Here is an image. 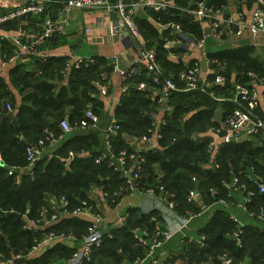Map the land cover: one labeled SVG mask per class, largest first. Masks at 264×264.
Returning a JSON list of instances; mask_svg holds the SVG:
<instances>
[{"label":"trees","instance_id":"obj_1","mask_svg":"<svg viewBox=\"0 0 264 264\" xmlns=\"http://www.w3.org/2000/svg\"><path fill=\"white\" fill-rule=\"evenodd\" d=\"M172 1L174 5H171L166 11H149L150 21L135 16V22L144 40L158 38L159 33L155 23L179 24L184 32L196 39L200 40L203 37L204 31L199 20L190 12L196 8L198 0ZM208 4L211 5L209 2ZM214 6L219 8L221 3L218 2ZM165 52L166 50L162 46L160 53L156 55L158 62L164 67V77L169 78L170 72L178 76L184 68L183 64L166 58ZM252 54V49L247 47L209 54L208 57L213 61L211 68L215 71L210 75V80L213 82L210 90L214 91L216 95L225 94L226 99L215 100L207 94L194 90L174 91L169 100L172 115L165 117V124L163 123L160 127L159 146L148 151H135L126 142L124 134L133 135L138 139L145 135L150 136L149 130L154 127L155 123L153 115L156 111L153 109L161 104L158 99H151V92L148 89L145 91L137 88L130 89L124 96L118 108V118L120 119L118 123L121 125V129L117 136L112 137L111 142L116 153L127 150L129 153L137 152L144 158L142 177L137 184L138 189L145 191L152 188L156 193L173 195L170 196V199L175 202V210L180 213L190 210L200 211L196 201L192 202L188 199L190 191L196 189V183H199L202 188L209 189L211 201L216 200V196H213L210 191L215 188L213 186L220 190L217 197H226L227 188H225L224 182L230 181L228 180L230 176L227 165L229 161L235 163L237 155L243 150H234L231 144L226 142L227 148L216 156V163H219L220 167L215 172H209L202 166L211 162V140L199 141L194 139V135L205 131L208 127H219L212 120L219 106L226 108V112L230 111V113L237 108L239 104L232 100L235 91L231 82L233 79L238 84H248L252 81L249 76L250 72L256 73L259 77L264 76V66L259 64ZM99 65L73 67L68 78V86H63L59 91H56L53 84L43 83L39 92L23 97L21 103L15 106L14 114L11 117H3L2 110H0V208L7 212L15 211L29 218H36L41 209L49 207L51 197L57 199L64 197L66 201L61 219L43 229L28 230L24 227V218L0 215V254L11 257L20 251L28 252L35 239H42L50 231L72 234L81 240L88 231L89 222L72 214L85 200L97 206L89 196V191L93 186H99L105 193H108L110 201L113 198L116 199L115 203H108L110 206L119 203L130 192L127 177L122 171H117L109 166L108 159L96 163L94 158L97 155H95L92 160L76 156L69 161V152L76 148L70 141H66L52 157H45L38 161L33 170L30 173H23L21 181H18L17 170L28 166V147L38 144L39 140L46 136L45 129L49 126L46 123L47 116L50 113H57L63 118L65 115H69L70 121L76 124L83 118L85 109H88L86 104L96 101L90 95L93 89L91 77ZM222 68H225L224 71L221 70ZM15 71L21 75L16 77V80L28 85L27 80L31 74L23 67H17ZM221 74L226 79L225 83L223 85L215 84L216 76ZM132 78H135L137 82L147 81L149 87H158L151 78L146 79L142 72L138 71L130 79ZM202 107H206V109H201ZM68 108L72 109L69 113ZM92 108L97 114L98 109ZM192 112V116L189 117L188 115ZM51 126L55 127V124ZM237 148H240V145H237ZM2 161L4 165L1 164ZM154 166H159L161 174ZM12 168L17 170L10 175L9 171ZM195 178L198 181L194 180ZM161 186L163 191L159 189ZM115 192L121 193L114 196ZM257 201L264 203L262 198ZM28 203L31 204L30 207H28ZM157 214L154 211L152 215L141 216L133 220L131 226L140 223L146 224L151 230L149 232L153 233L156 229V222L162 220ZM153 217H156L157 221H154ZM236 227L235 222L224 218V215L219 212L207 232L212 247L224 248L225 250L221 251L231 252L236 264L239 262L264 264V232L256 226L244 229L242 246L235 243L234 239L226 244H221L224 239L219 235L221 233L226 235L228 231L234 232ZM132 230L128 226L120 232H115L113 238H106L105 242L95 251L93 260L96 252L100 250V255L104 259H110L105 263L118 264V259H121L118 249L122 248L127 251L133 249L137 243ZM75 250L76 248L71 247L65 241L58 242L56 246L49 247L43 254L27 260L26 264H63ZM133 252H136L133 253L136 254V257L144 254L141 253V248ZM92 263L93 261L90 264Z\"/></svg>","mask_w":264,"mask_h":264},{"label":"crops","instance_id":"obj_2","mask_svg":"<svg viewBox=\"0 0 264 264\" xmlns=\"http://www.w3.org/2000/svg\"><path fill=\"white\" fill-rule=\"evenodd\" d=\"M30 1L31 0H0V18L7 14L8 11L21 8ZM165 1L171 2L170 5H174L172 0ZM207 1L211 3V5H209L214 8H216L214 4L218 2L221 3V6L216 9L221 10V18L224 19V24L223 34L218 38L212 36L210 33L206 34L205 29L208 28V24L196 18L199 20L204 31V35L200 40L184 32L181 28L177 29L175 27L176 24L171 23H155L159 33L158 38H153V42L150 41V38L146 41L142 38L141 33V40L146 43L147 49L155 52L156 55L160 53V48L163 46L166 50V58L176 63L180 62L183 64L184 68L178 76H175L176 74L173 72L169 73V78L176 82L180 92L193 91L187 89L186 81L181 78V73L194 66L196 63H199L200 75L198 77V88L194 89V91L207 94V96L221 101L226 99L225 94L216 95L214 91L210 90L213 85V82L210 80V75L215 71L211 68V63L213 61H211L209 66L206 63V59H210L208 55L223 50L247 47L252 49V57L256 59L259 64L264 66V32L253 35L250 29L246 27L242 34H237V31L244 25L248 26L252 23L254 13L260 5L258 0ZM62 6L63 0H50L48 11L44 14L26 13L0 23V59L9 61L11 58H14V56L17 57L14 61H10L7 65L2 67L0 71V93L2 94L0 98V110H2V114L12 112L13 115L15 106L21 103L23 97L30 93L39 92V88L45 82L53 84L56 91H59L63 86H68V78L71 72L69 69L73 67L79 59L91 60L89 63L91 66L100 64L91 77L93 89L90 95L92 98L96 99V101L86 104L87 108L96 107L98 109L97 114L100 117L99 126L97 128L87 129L75 127V124L70 121L69 115H65L63 118L57 113H50L46 118V123L49 126L46 127L45 132L46 130L52 131L57 139L47 141L43 149V158L52 157L63 147L66 141H70L76 148L69 152V161L73 160L76 156L87 157L88 160H92L95 155L108 153L107 136L104 130L111 122L120 121L118 118V108L124 96L130 89H139V84L143 82H137L135 80L136 76L125 83L116 70L115 65L117 64V66L122 69L137 66L138 71L140 73L142 72L146 79L151 78V76L147 69L146 62L141 59L140 45L136 38L129 34L127 30H123L116 36L111 34L109 26L117 19V14L116 12H109L105 8L74 10L70 14V24L64 32L55 34L45 45L41 46L37 52L29 55H20V46L17 43V39L21 38L23 42H27L35 38L42 31L45 19L49 16L56 17ZM138 8L136 9L135 16L150 21L151 17L149 11L153 9L145 6ZM159 42H162V44H159ZM17 67H23L31 74V77L27 80L28 85H24L18 79L16 80V77L21 76L15 71ZM161 69L164 73L165 70L163 66H161ZM224 69L225 68H222L221 70L224 71ZM221 70L219 71L221 72ZM263 77L264 76H258V78ZM251 78L252 81L248 84H238L235 79L231 81L232 85L233 83L236 85L235 87L232 86L235 88L232 100L236 102L238 85L256 88L260 103L255 115L264 120V82L261 83L258 79ZM214 81L215 84L223 85L225 83H217L216 80ZM125 87H127V91L124 90ZM148 91L151 92V99H158L161 104L153 109V111H156L153 115L155 122L159 123L163 121L165 117L171 116L172 107L169 101H167V104L160 101L161 90L158 87L148 86ZM8 106L11 107V111L8 109ZM201 109H206V107H202ZM218 110L222 112V121L220 123L216 120V111ZM71 111L72 109L70 110L68 108V113ZM216 111L212 120L219 127H222L230 111L226 112V108L222 106H219ZM191 114H193V112L188 116H192ZM64 119L68 120L73 126V130L70 133H63L60 123ZM52 124H55V127H52ZM159 127L158 125L157 132L152 134L147 141L142 140V138L138 139V137L129 134H124V138L135 151H148L159 146ZM224 133H226V131H224ZM243 136L234 138H241ZM247 137V140L241 142L230 139L229 143L233 149H238L239 151L243 150V152L237 155L235 163L229 161L227 171L230 178L228 180H232L235 176L244 178L252 166L256 168L257 174L264 180V140L262 136ZM194 139L199 141L211 140L210 144L214 143L211 162L203 164L202 167L207 169V171L209 170V172H215V170L220 167V164L216 163V156L227 148L223 136H221V134L219 135L214 127H208L205 131L194 135ZM237 145H240V148H237ZM154 167H156L157 172L161 174L159 166ZM24 168H27V166ZM18 170V181L20 182L23 173H19ZM30 172L31 171L26 173ZM196 181L198 180L196 179ZM213 187H215L218 192L220 191L218 187ZM196 189L198 190L196 204L198 208H200V211H203V214L190 223L188 227L181 231H177L170 241L157 249V256L159 259L157 264H225L220 259V256L224 253H228L232 256L231 252L221 251L225 250L224 248L212 247L210 240H208L209 235L207 234L219 212H221L226 219H230V216H235L239 220L238 222L230 220L237 224L236 228L239 227L244 230L245 228L256 226L264 232V221L250 217L243 208L245 200L242 193H234L233 197L227 200V204H223L217 199L211 201L209 198V189L202 188L199 183H196ZM149 190L144 191L142 189H136L126 194L119 203L113 206H110L105 200L103 196L104 191L99 186H93L89 191V196L90 199L96 203L98 211L105 217L106 223L109 225L110 231L113 234L130 226L131 230L139 227L146 230L151 235L152 233L149 232L151 230H149L146 224L140 223L132 227L131 223L141 216L152 215L154 211H156L158 213L157 215H159L158 217L162 219L157 221V216L152 218L154 221H157L156 227L160 226L164 229H168L169 226L178 227L177 223L180 224V217L186 215L187 212L180 213L176 210L172 212L165 201L164 196L166 195L156 193L153 189V192ZM260 198L264 200V195L259 194L256 197V201ZM61 201V199L51 197L48 206L50 208L56 207L60 209V206H62ZM256 201H253L249 205L251 209L258 211L261 207L264 208V203ZM60 212L62 211L60 210ZM223 234L224 233H221L219 235L220 238L224 239L221 242L222 245L223 243L226 244L233 241L235 238V233L233 231H228L226 235ZM81 244L82 243L79 244V242L75 243L73 248ZM139 248H141V253H144V256L147 253V246L141 245L138 242L135 243L133 249L127 251H124L122 248L118 249L119 257H121V259H118V264L132 262L136 257V254H133L136 252L133 251H138ZM44 250L45 248L36 256L43 254ZM16 255H23L26 258H24L25 260L13 261L15 255L8 257L4 254H0V264H26L27 260L36 257L30 256L28 252L22 251L18 252ZM106 260L110 259H104V257L100 255L99 250L96 252L92 264H107L105 263ZM111 264H114V262ZM144 264L154 263L151 260H147Z\"/></svg>","mask_w":264,"mask_h":264},{"label":"built area","instance_id":"obj_3","mask_svg":"<svg viewBox=\"0 0 264 264\" xmlns=\"http://www.w3.org/2000/svg\"><path fill=\"white\" fill-rule=\"evenodd\" d=\"M259 7L255 11L253 21L248 26H243L237 31V34H242L244 29L248 27L253 35H258L264 32V0H258ZM50 0H31L27 5L10 10L0 18V23L7 20L16 18L26 13L44 14L48 11ZM145 6L150 7L156 11H166L171 6L169 2L165 0H63V6L61 7L56 17H47L43 24L42 31L32 40L23 42L21 38L17 39V43L20 46V55H29L38 51V49L45 45L55 34L64 32L70 24V14L76 9L82 10H94L98 8H105L109 12H116L117 19L113 21L110 26V32L112 35H119L123 30H127L129 34L136 38L140 45L141 59L146 62L147 69L150 73L153 83L161 90L160 101H169L174 91H179V87L176 82L168 77H164L163 71L157 60L156 53L148 50L145 42L141 40V32L135 22V13L138 7ZM192 14L203 20L208 24L210 28V34L214 37H219L223 34L224 19L221 18V10L210 6L207 0H198L195 9L190 10ZM175 27L180 29V25L176 24ZM17 57L11 58L9 61L0 59V71L2 67L7 65L10 61H14ZM212 60L206 59V63L209 66ZM91 60L79 59L73 67L80 68L84 65H89ZM71 67L69 70H71ZM116 70L120 74L122 80L126 83L132 76L138 73V67L133 66L128 69H122L115 65ZM200 75V64L196 63L194 66L181 73V78L186 81L187 89L194 90L198 88ZM250 76L258 79L259 82H264L263 78H258L255 73H250ZM217 83H224L225 77L222 75L216 76ZM147 82L143 81L139 84V89L145 91L148 89ZM127 91V87L125 89ZM105 93V91H104ZM236 102L239 104L225 119L222 127L214 128L217 133L223 136L226 142H230L232 137L238 136H262L264 140V120L258 118L255 115L257 108L259 107V97L256 88L252 86L238 85ZM11 111V107L8 106ZM165 121L154 123V127L149 130L150 136L157 132V126L161 127ZM100 124V117L92 108H88L83 118L77 122L74 126L79 128H97ZM63 133H70L73 130V126L66 119L60 123ZM159 127V128H160ZM121 125L113 121L106 128L105 133L107 136L108 150L107 154H99L94 159L96 163H101L104 160H109V166H112L117 171H122L127 177V184L130 187V192L138 189L137 184L142 177V164L144 158L137 152L129 153L127 150H121L120 152H114L112 148V137L119 134ZM226 131V133H224ZM46 136L39 140L36 145H30L27 149V167H34L38 161L43 158V149L45 148L47 141L56 140L55 134L46 130ZM149 135L142 137V140L147 141L150 139ZM158 138H161V133H158ZM214 151V143L210 144V153ZM1 160V156H0ZM69 160V158H68ZM17 169L12 168L9 174L12 175ZM196 180V179H194ZM225 188H227L226 197H217L219 192L212 188L211 194L216 196V199L227 204V200L233 197L236 192L244 195L243 208L247 211L250 217L258 218L264 221V208L261 207L258 211L251 209L249 206L256 197L264 195V180L257 174L256 168L251 167L250 171L245 175V179L235 176L230 181L224 182ZM160 191H163V187H159ZM153 192L152 189L149 190ZM121 192H115L113 195L118 196ZM103 196L108 203H115L116 199L110 201L109 194L103 192ZM171 194L164 196L169 209L175 211V202L170 199ZM198 198V190L193 189L189 194V201H196ZM62 206H66L65 198H61ZM3 209L0 208V215H2ZM62 212L56 207H44L39 211V215L36 218H29L24 215L25 225L28 230L35 228H46L52 224L57 223L61 218ZM176 214V213H175ZM203 211H187L186 215L180 217V224L178 227L169 226L168 229H164L160 226L156 227L154 232L150 235L146 230L142 228H135L133 230V236L135 240L144 246H147V253L144 256L136 257L132 262L125 264H144L147 260H151L154 264L159 262L157 256V249L170 241L177 231L188 227L196 218L200 217ZM73 216H78L85 220H88V231L84 234L81 240H78L72 234L57 233L50 231L45 234L42 239H35L33 245L29 247L28 254L30 256H36L39 252L45 248L48 249L55 242H64L69 244L82 243L76 247L72 256L65 260L63 264H90L93 261L95 251L105 242L106 238H113L114 234L110 231L109 225L106 223L103 214L98 211L97 206L90 204L88 201H82L81 206L74 210ZM230 219L238 222L239 220L235 216H230ZM169 220V218H168ZM244 230L237 228L235 233V243L242 246V236ZM203 245V242H202ZM71 246V245H70ZM71 246V247H73ZM29 256V257H30ZM26 258L23 255H15L13 261L22 260ZM220 259L225 264H236L233 256L228 253H224L220 256ZM237 264H246L239 262Z\"/></svg>","mask_w":264,"mask_h":264},{"label":"water","instance_id":"obj_4","mask_svg":"<svg viewBox=\"0 0 264 264\" xmlns=\"http://www.w3.org/2000/svg\"><path fill=\"white\" fill-rule=\"evenodd\" d=\"M139 9V8H138ZM205 32H206V34H209L210 33V28H206L205 29ZM233 86L235 87L236 85H235V83H233ZM165 104H167V101H165ZM2 116L3 117H11L12 116V112H8V113H6V114H2ZM216 116H217V122H221L222 121V112L220 111V110H218V111H216ZM247 136H243V137H241V138H231V140H237L238 142H241V141H245V140H247ZM2 165H4V163L2 162L1 163ZM33 170V168L32 167H27V168H22V169H19L18 171L20 172V173H26V172H29V171H32ZM31 206V204L30 203H28V207H30ZM61 211L63 212L64 211V208H61ZM2 215H14V216H16V217H18L19 219H22L23 217H24V215L23 214H21V213H18V212H15V211H8V212H2ZM67 243H69V242H67ZM58 244V242H55V243H53L50 247H54V246H56ZM70 245L71 246H73V243H70ZM48 249H45L44 251H43V253L44 252H46Z\"/></svg>","mask_w":264,"mask_h":264},{"label":"rangeland","instance_id":"obj_5","mask_svg":"<svg viewBox=\"0 0 264 264\" xmlns=\"http://www.w3.org/2000/svg\"><path fill=\"white\" fill-rule=\"evenodd\" d=\"M171 3V2H170ZM150 41H152L153 42V39L152 38H150Z\"/></svg>","mask_w":264,"mask_h":264}]
</instances>
